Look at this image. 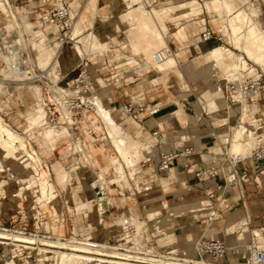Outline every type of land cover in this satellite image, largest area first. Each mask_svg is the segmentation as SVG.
<instances>
[{
    "label": "crops",
    "instance_id": "obj_1",
    "mask_svg": "<svg viewBox=\"0 0 264 264\" xmlns=\"http://www.w3.org/2000/svg\"><path fill=\"white\" fill-rule=\"evenodd\" d=\"M176 1L148 0V3L155 6H167ZM224 1L234 9V0ZM11 2L13 4L15 1L11 0ZM24 2V0H16V5L27 7L29 10L28 18L49 12L54 7L53 4L50 9L44 11L39 6ZM71 2L73 7L79 10V14L86 12L89 15L88 9L84 8L86 0H72ZM243 5L244 7L248 5L245 10L249 14L258 15L260 26L264 30V0H247ZM112 6L114 9L120 8L117 5ZM98 7L100 14L96 16V21L93 24L96 25L95 27L99 30L101 37L107 38L108 46L104 49L109 50L101 52L99 49L96 52L84 53L87 55L86 62L90 70L94 92L111 110L113 117L121 127L132 137L143 142L145 148L142 151V158L137 164L143 171L135 178H129V187L121 189L115 183L104 185L105 196L109 201L104 216H100L95 206L92 210H87L88 212L82 211V221L91 223L97 228V231L89 233L90 237L95 238L96 236V239L104 242L116 241L119 237H123V232H127L126 235L130 232L128 226H132L134 229L136 227L135 222L138 221L142 239L146 243L150 242L152 247L166 251L176 249L177 252H179L178 250L190 249V254L194 256L195 252L191 240L197 241L211 235H219L223 237L228 246L227 254L221 259V262L223 264H241V255L246 252L245 244L249 237L248 233L244 241L242 239L243 232L255 227L259 231V240L264 242V166L255 167L251 160L242 161L237 164V170L246 172L249 176L248 180L224 185L229 176L224 167V157L219 152L223 147L226 149L229 137L223 141L218 130L227 127V125L228 128L229 126L233 127L234 121L238 117L242 118L243 115L259 117L264 111V93L253 94L242 104H232L229 95H225L223 86L225 79L222 77L221 70L215 64L204 59L205 50L219 43L215 38L201 40L200 33L206 26H209L216 33V26L205 17L207 13H203V18L199 17L202 15L200 14L172 24L168 23V26L173 25L166 36L169 45L174 50L182 47L183 49L181 48L179 52L184 50V53L179 56L176 68L165 75L163 72L144 70L143 68L136 70L130 64L126 67V63L133 56L130 50L137 45L136 39L129 40L126 36L128 55L112 56L113 51L110 48L113 45L109 44V41H114L119 45L121 41L119 36L124 32H117L116 40L109 39L107 35L112 33L109 19L114 16L113 10L105 0H99ZM241 9L244 8H239L236 11ZM121 10L123 9L120 8V12ZM104 14L107 15V18H102ZM31 24L34 23L31 22ZM119 26L127 30L124 24H119ZM45 28H48V35H53L57 31L55 26L46 25ZM88 29L82 30V34ZM112 35L115 36V34ZM226 45L233 47L227 41ZM53 47L56 48V43ZM92 53L96 54L94 58L88 56ZM76 63L77 57L71 48H65L60 53V68L66 73L67 78H72L76 73V69H72ZM112 64L113 66H111ZM258 67V70L261 69L264 72L260 65ZM222 70L227 74L226 70ZM211 87L214 89L212 90ZM206 88L213 92L221 89L223 92V96L214 98L215 109L209 110L207 102L201 97V91ZM127 102H131L133 106L129 112L123 110V106ZM22 106V102L6 105L4 100H0L1 119L18 134L25 132L20 130L21 125L17 126L10 119V114ZM177 110L180 111V118L175 115ZM81 121L87 122L85 115L81 116ZM77 127V125L73 126V131ZM88 132L87 134L76 135L79 136L85 151L92 154L90 159L95 172L91 165L88 167V171L97 176V172L102 170L104 176H109L108 171L111 168L108 166V157L114 153L111 143L104 134L98 137L93 129L88 130ZM74 133L76 134L75 131ZM22 137L36 150L38 168H43L44 165L53 173L51 164L57 160H60L66 167L70 166L69 159L73 153V140L71 138L66 137L68 146L63 141V137L56 140L47 150L39 146L37 139L34 140L28 135ZM184 147H192L193 153L181 155L180 151ZM161 150H171L176 153V156L168 170L159 174L156 171V165ZM77 153L80 152L77 151ZM0 158H4L7 163H11L13 160L10 157L1 156V154ZM209 165L217 166L219 175L199 180L195 176V171L200 167ZM103 168L106 169L103 170ZM82 171L83 167L80 168V172ZM161 177L167 179V184H161ZM1 182L0 196H2V192L7 195L14 186L16 189L18 188L17 183L3 187V184L11 183ZM78 183L76 190L91 198L95 205L96 198L93 196L92 188L88 184L86 187L84 184ZM53 184L61 190V187L55 182V176ZM219 184L222 185L221 189H217ZM137 185L142 189V194H136V192L139 193ZM209 192H213L212 197L208 196ZM185 193L190 194L188 201L182 200L186 196ZM5 201L7 200H0V206L2 202L5 206L7 204ZM190 202L193 203L192 206L188 207L193 212L192 230L188 231L176 227L173 232L174 236H171L166 230L168 214L171 213L169 206ZM65 204L66 200L61 206H66ZM119 214H126L128 218V222L124 225L114 223ZM63 217L70 218L68 212L67 215L58 213V220L55 222L59 226H61ZM248 223L250 224L248 225ZM155 224H159V226L154 227ZM21 227L27 228L25 225ZM176 231L179 234L176 235ZM68 232H71V229Z\"/></svg>",
    "mask_w": 264,
    "mask_h": 264
},
{
    "label": "bare ground",
    "instance_id": "obj_2",
    "mask_svg": "<svg viewBox=\"0 0 264 264\" xmlns=\"http://www.w3.org/2000/svg\"><path fill=\"white\" fill-rule=\"evenodd\" d=\"M106 1L108 3H110V5H117L120 8H121V4L123 5V10H121V12L117 16V18L114 20L113 19L109 20V22H110L112 27H116V25H119V24H124L126 26L127 30L130 29L132 24L135 25V23L137 25H145V26L147 24V26H148V15H150L152 18L154 17V15H155V17H156V15H157V17H158V15L162 17V14H165V13L172 14L171 12H174L175 10H176V13L177 12L180 13L181 12V11H179L180 8H182V9L184 8L186 11L187 10H191V12L194 11V13L196 12V15H197V13L200 14L201 12H203V10L205 8L208 14H211L213 17L214 16L216 17L219 8H221V9L223 8L226 12L232 13V16L229 18V20L231 22L230 23L231 24L230 29L234 32L233 35L238 33V32L240 33V31L243 30L242 27L244 28V26H245L242 33L239 36H238V34H239L238 33L236 36L237 37L236 43H237V46L239 47V49H241L240 51H242L248 58L252 59L253 61H255L259 64H261L264 68V33L261 29L259 22L257 20H254V18H252V16H250V14L245 9H241L239 11H233V7L226 4L224 0H214V1L205 0L204 1L205 3H203V2L201 3L199 0L176 1L175 3H171L167 6L155 7L154 8L155 14L152 12L150 13L151 8H149V10H148L145 7V5H143V3H139V2L137 3L134 0H125L124 1L125 3H122L123 0L122 1L121 0H110V1L106 0ZM95 3H97V2L95 1ZM95 3H94V5L91 3V7L95 6ZM7 4H8V6H7ZM145 4H146V2H145ZM96 6H97V4H96ZM96 6L94 8V12H95ZM8 8H11V4H10L9 0H0V26L5 27L7 30L18 29V31H20V29H22V28H19V23H18L15 15H14L15 12L13 13L11 10H9V12H8ZM86 8H90V6L88 5V6H86ZM177 9H178V11H177ZM185 10H183V12ZM72 12L73 11L71 9V14H73ZM20 13L21 12H19V14ZM24 13H25L24 17L27 18V21H29L28 11L26 10V12H24ZM188 13H186V14L189 15ZM221 13L219 11V14L223 15ZM93 14H95V13H93ZM77 16H78V18H77L78 21L80 20L81 22H90V16L86 12L80 13V14L78 13ZM172 16L166 15L164 17V19H163L164 27L168 26V23H172ZM182 16H186V15H182ZM174 17L177 18V15ZM220 17H221L220 20L221 19L223 20L224 17L223 16H220ZM176 18H174V19H176ZM218 19H219V17H218ZM161 20H159V21L162 22ZM222 20H221V22L220 21H218V22H220L222 24L225 21V20H223V21ZM78 21H76V18L73 20L72 29H71V33L69 36L71 38L70 41L73 43V46L74 45L78 46L77 48L74 47L75 51L78 52L80 54V56L83 57L85 55L84 54L85 52H83L81 49V46L78 45L79 43H81L79 41V38H78V36L80 35V32H79V34H76L78 32L76 31V33H75V29H74L75 23L78 26V24H79V23H77ZM131 22H133V23L131 24ZM226 23H229V22H226ZM129 25H130V27H129ZM161 25H162V23H161ZM27 26H28L29 32H31V33L35 32V35L31 36V38L28 37L31 41V45L35 49V55H36L35 58L37 57V59H38L40 56H43L44 54H46L47 56H49V55L51 56L52 55L51 54V52H52L51 47L46 44V39L48 37L47 36L48 28H45L43 30L38 29V27H36V26L34 28V27H32L33 25L31 24L30 21L28 22ZM138 27H140V26H138ZM149 27H150V25L148 26V28ZM151 27L154 28V26H151ZM227 27H228V25H227ZM227 27L225 26V28H227ZM78 28H80V27H78ZM136 28H135V30L138 29V28L137 29ZM76 30H77V28H76ZM141 30L139 29V32ZM145 30H147V29H145ZM132 31H134V30H132ZM169 31L170 30L168 27L167 28V34L169 33ZM98 32H99V30L97 28L92 29L91 32L85 34L86 35L85 38H81V41L84 39V40H87L88 43H91V42H93L92 40L94 39V41L96 42L95 38L97 37L96 35H98L97 34ZM126 33L128 36L130 35L129 31ZM146 33H147V31H146ZM146 33H143L141 35L145 36ZM99 34H100V32H99ZM138 34L134 33V35H131L130 38L133 40V38L137 37ZM231 34H232V32H231ZM148 35H146V36L148 37ZM151 35L152 34L150 33V36ZM157 35L159 36V34L155 35L156 38H158ZM160 35H161V33H160ZM144 36H142V37L144 38ZM139 37H140V35H139ZM147 37H146V39L149 38V37L148 38ZM163 38H165V37H163ZM164 41H166V40H164ZM87 42L84 41V44H86ZM95 42H93V44H95ZM88 43L86 44L85 47L88 46L90 50L86 49L84 47V45L82 47V48H85V50H88L87 52L91 51L90 46H92V44L88 45ZM97 43H99V42H97ZM82 44H83V41H82ZM100 44H102V43H100ZM155 44H156V42H155ZM164 44H165V42H164ZM140 45H142V44H140ZM144 45H146V44H144ZM100 46H102V45H100ZM147 46H149V42H148ZM96 47L97 46H95V48ZM225 48L221 47V45L220 46L219 45L218 46L217 45L212 46L210 48V50L207 52V56L204 55V59L205 60L207 59L210 63H215V66H218L222 69L227 70L229 68L230 70L226 71L227 75L236 79L241 75V70L245 69V67L247 66V63L243 57L237 56L238 54L236 55L233 51H229L228 49H225ZM144 50H147V49H144ZM180 50H181V47L176 49L175 51L179 52ZM176 52H175V54H176ZM53 55H54V58L51 57L53 59H51V58H50L51 60L48 59L50 61L48 64L51 65V68H49L50 73H49L48 78L52 82L55 81V78L52 76V73H51L52 69H54V67L56 65L57 66L55 67V69H58L60 67L58 60L56 59L57 57H59V55H57L55 53V49L53 50ZM157 55L160 57V60H158L156 58ZM172 56H173L172 51L169 49L168 45H166V44L162 45L159 48H157L154 52H152L151 56H147V57H150V60L149 59L148 60H149V62H151V65L147 64V61H145V63L142 65V68H146L148 66H151L154 69V71L163 72L165 75H168L169 72L171 70L175 69L177 66L176 62H174V60H171ZM173 58L174 57H172V59ZM40 63H39V66L41 68H45L48 65V64H45L46 66H42ZM0 72L2 74L0 77V94H3V93L7 94L8 95L7 98L11 104H14L15 100H17V99L24 103L26 111H28L31 114L30 119L32 118L31 120L34 121V122L32 121V123L27 121L28 124L27 123L25 124V128H31L32 134H35V135L41 134V137L38 139L39 144L41 145L42 148L48 150L49 142H50L49 138H51V136H54L55 134L67 132V128L65 126V127H63V130L60 131L59 129H55L56 125H52L53 123H50L47 120H45L46 109L44 108V105L47 104L48 107H50V104L57 103L59 105L61 115H60V117H54L52 119V121L53 122L54 121L55 122H62L64 125H70L74 121V117L72 115V110L67 108V103L64 100H65V98H74L76 96L75 90L69 87V88H66L62 94H59L55 90H53V87L50 85L53 93L50 91H49V93L48 92L43 93L41 90L42 84L39 82L37 84L34 81L17 83L18 79H16L14 74L11 71L7 70L3 66H0ZM250 73L251 72H249V74ZM5 81L14 82V84H16V85L13 87V89L8 91L7 85H5V83H4ZM201 93L207 97L208 103L210 102L211 99L214 98V96H216V94L214 95V93H216V92H213L209 88H206L205 90L201 91ZM244 95H245V93L244 94L242 93V95H239V98L242 101L244 100ZM83 101L89 102L91 104L92 108L95 107V111H96L97 115L99 117H101V119L104 121L102 123H106V126L108 125V127H109L108 131H107V133H108L107 135H109L108 137L111 138V140H112L111 143H113L115 151L117 152V154L119 156H121L125 160L127 166H133L134 163L136 162V161L134 162L135 158L133 156L136 155L137 152L139 153V151H141V150H139V151L137 150V148H138L137 146L143 142H140V143L137 142L138 143L137 145H134L136 140L134 141L133 139H131V141L133 140L132 141L133 144L129 143V141L127 142L126 138L124 136H122L123 134H121V133L124 132L127 134V136H130V134L127 133L126 131L121 130V128H122L121 125L115 120V118L112 115L111 110L104 105L102 100H99L97 97L94 96L91 99L83 98ZM215 108H216V105H215V102L213 100V103L212 102H211V104L209 103V110H212ZM175 112L180 113L179 110H177ZM85 119L88 120V116H85ZM26 120H28V119H26ZM256 124H257L256 118H252V119L249 118L248 120H244V119L239 120L237 128L229 126V128H227V130H229L231 133L235 134L234 136L236 138L235 137L233 138V136H232V138H233V141L235 139V140H237V142L235 141V143H231L230 148H229L231 150V152L228 149H226L227 152H230L231 154H236L234 151L238 150L239 153H242V154L247 153L253 147L252 146L251 148H248L250 145H252L254 137L257 140V135L254 133V129L256 128ZM103 125H105V124H103ZM95 126L97 127L96 124H95ZM106 126H105V128H107ZM53 132L55 134H53ZM119 132H120L119 136L116 135ZM51 133L53 135H51ZM68 134L70 135V133H68ZM221 134H223V133H221ZM262 135H263V133H261V136ZM227 137H228V135H227ZM128 140H130V139H128ZM18 141H21V146L23 147L24 152H26L25 154H21V153L19 154L18 153V148H19V146L17 145ZM231 141H232V139H231ZM75 142H76V140H75ZM143 145L144 144H142V146ZM76 146L80 149V147L78 145H76ZM0 147L3 149L1 156L10 157L13 159V161H16V164L13 167H11V166H9V163H7L4 160V158H0V172H3V176H4L1 183H9L7 176L11 175L10 173H12V172L15 173L19 177V179H18L19 181L18 180L12 181V182L17 183V185H18V188L16 190H21L18 193L13 195V197H15V201L19 200L22 197L23 191L25 189H27L28 184L30 182H32V183H34V187H36V190L38 191V197H37L36 201L34 202V207L37 208L38 206H41V207H44L45 209L49 210L50 212L56 211V209H54V210L48 209V205H47L48 202H45L46 199L48 198V190H47V187L45 185V182L47 181V177H46L47 172L44 170L41 171L37 167L36 157L38 154H37L36 150L33 149L31 147V144H29L27 141L22 142V140L19 138V135H17L15 133L14 129H12L10 126L6 125L4 123V121L1 119V117H0ZM72 148H74V146ZM140 155H141V152H140L139 156ZM140 157H142V156H140ZM110 159H111L110 162L112 164H115L117 162L118 156H116L114 154L110 157ZM136 160L139 161V159H136ZM29 164L32 165L31 168L33 170L29 169L27 171V167ZM54 165L52 164V167ZM58 167H60V166H58ZM61 167H63V166H61ZM133 168H135V165ZM118 169L120 170V168H118ZM56 170H58V168H56ZM59 170H62L64 172V175L66 174L65 173L66 170H64L63 168H61V169L59 168ZM142 171L143 170L140 167L136 171V174L138 173L140 175L142 173ZM63 172L61 173L62 177H65V179L70 177L69 176L70 174L68 175L69 172L66 174L69 177L63 176ZM56 174H58V173H56ZM61 174L59 172L60 176H61ZM57 177L58 176H56V178ZM100 177L103 178V176H101V174H100L99 178ZM119 177H121V175ZM58 178L60 179V177H58ZM62 179H64V178H62ZM112 179L110 181H112V183H113ZM12 182H10V183H12ZM102 182H104V181H102ZM160 182H161V184L165 185V184H167V179L160 178ZM58 183H59V181H58ZM137 186L142 191L140 186L139 185H137ZM63 189H64V184H63ZM66 189H67V192H65V194H67V195L65 196V199H66V203L68 205L69 215H70V218L72 221L71 233L73 235L71 237L67 238L65 236L58 235V233L55 232V230H54V234H50V233L39 234L37 232H28V231L23 230V229H14V228H10V227L0 225V243L7 244V246H9V247L12 244L22 245V246H25L28 248H35L36 247L40 251H43L44 253H46L45 254L46 258L51 256L49 254V252H51L53 258L50 262L45 263V264H212L211 262L206 261V260L199 261L197 259L190 258V257H186L183 259H181L180 257L179 258H177V257L176 258H161V257L155 258V257L149 256L148 253L140 255L139 249L132 251L131 249H129V247L120 246V244H119V246L114 245V244L111 246V244L110 245L107 244L108 245L107 246L105 243H102V242L99 243L98 241L86 240V238H84L85 236L81 233L82 230H84V229L81 225H78V223H77L78 221L76 220L77 216L75 217V213L73 210V207H74L73 203L78 201V200L83 199L84 196H83V194L78 193V191L75 188L71 187L70 182L66 185ZM64 191H66V190H64ZM2 197L4 198V200H7L9 202H15L14 200H9L8 196L5 194H2ZM100 197H101L100 198L101 201L103 202V205H106L107 199L104 200V198L102 196H100ZM98 201H100V200H98ZM86 202H88V201H86ZM83 204L84 203H82V205ZM88 204L89 203H86L87 206H88ZM100 204H101V202H100ZM79 205H78V207H79ZM103 205L101 207H103ZM107 205H108V203H107ZM76 207H77V205H76ZM77 210H78V208H77ZM99 210H100V208H99ZM18 211L20 213H22L24 216L27 215V212L25 210H18ZM35 212H36V210H35ZM78 212L80 213V211H78ZM78 212L76 211V213H78ZM42 223H43L44 229L49 231L51 228L49 225L50 220L46 219ZM77 233H79V236H78L79 240H76L77 237L74 236ZM252 233L255 235H259V231L256 229L252 230ZM140 248H141V246H140ZM66 249H68V250H66ZM141 249H143V248H141ZM145 252H148V251H145ZM4 257H5V262L1 263V264H15V259L13 257H11L10 255H7V256L5 255ZM56 258H57V260H56Z\"/></svg>",
    "mask_w": 264,
    "mask_h": 264
},
{
    "label": "rangeland",
    "instance_id": "obj_3",
    "mask_svg": "<svg viewBox=\"0 0 264 264\" xmlns=\"http://www.w3.org/2000/svg\"><path fill=\"white\" fill-rule=\"evenodd\" d=\"M15 2H13V4H12V2L9 0V2H10V4H11V8H12V5L15 7L14 9H11L10 8V10L14 13V15H15V17H16V19H17V21H18V23H19V28H22V29H20V33H22L26 28H28V22L29 21H27V18H25L24 17V12H26V10L27 11H29L28 9H27V7H25V6H19V5H16L17 3H16V0H14ZM25 2L24 3H30L31 5H36V6H39V7H41V8H43L44 9V11H47L48 9H50L52 6H53V4H54V1L55 0H45L44 2L43 1H41V0H24ZM67 1H69V2H71L72 0H67ZM91 0H86V3H85V5H84V8L86 7V6H90V8H86V9H88V12H90L89 13V16H90V22H81L80 20L78 21V13H79V11L77 12L76 11V21H78L77 23H79L78 24V26L76 25V23H75V27L77 28V30H76V28L74 27V29H75V33H76V31L78 32V33H76V34H79V32H80V35L78 36V38H79V41L81 42V43H79L78 45L79 46H81V49H82V51L83 52H85V53H88L87 51L88 50H90L89 49V47L87 48V47H85L86 46V44L88 43L87 42V40H82L83 41V44H82V41H81V38H85V34L86 33H89V32H91L92 31V29H94V28H96L95 26L96 25H94L93 23L96 21V16L98 15V14H100V12H99V7H98V2H99V0H95L97 3H95V1L94 0H92L91 2H90ZM110 1V0H109ZM122 1V0H121ZM125 0H123V2L122 3H125L124 2ZM134 1H136L137 3L139 2V3H143V5H145V7L149 10V8H151L150 10V13L152 12V13H154L155 14V10H154V8L155 7H159L160 5H157V6H155V5H150V3H148V0H134ZM141 1V2H140ZM143 1V2H142ZM177 1H188V0H177ZM201 3L203 2V3H205L204 1L205 0H199ZM211 1H214V0H211ZM105 2L107 3V5L113 10V15L114 16H112L109 20H112V19H115L117 16H118V14H119V12H120V8H118V9H114L113 8V6L112 5H110V3H108L106 0H105ZM127 2V1H126ZM145 2H146V4H145ZM234 2H235V7H234V9H235V11L237 10V9H239V8H244V9H247V7H248V5L246 6V7H244V3H246L247 2V0H234ZM22 3V2H21ZM57 3L59 4V0H57ZM91 3L94 5V3H95V6H96V4H97V6H96V9H95V12H94V8H95V6H92L91 7ZM23 4V3H22ZM71 6H72V13H75V8L73 7V4H72V2H71ZM17 9V10H16ZM121 9H123V5L121 6ZM221 8H219V10H218V13H217V16L215 17H213L211 14H208L207 13V11H206V9L204 8V10H203V12H201L200 14H202V15H200L199 13H197V15H200L199 17L200 18H203L204 17V15H203V13H207V14H205V17H206V19H209L211 22H212V24H214L215 26H216V33H219V32H221L222 33V35H223V37H222V40L221 41H219V43L218 44H215V45H221V47H226L225 49H228L229 51H233L237 56H241V57H243L244 59H245V61H246V63H247V66L245 67V69H244V71H246L248 74H249V72H251L250 74H254L255 73V69L256 68H259L258 67V65H260L261 66V68L264 70V68H263V66L261 65V64H259V63H257V62H255V61H253L252 59H250V58H248L242 51H240L241 49H239V47L237 46V34L239 33H236V34H234L233 35V31L230 29L231 28V22H230V20H229V18L232 16V13H229V12H226L223 8L220 10ZM233 9V10H234ZM14 10V11H13ZM22 10V11H21ZM183 10H185L184 8L182 9V8H180V10L179 11H181L180 13H176V10L174 11V12H171L172 14H167V13H165V14H162V17L161 16H159L158 15V17H157V15H156V17H155V15H154V17L152 18L150 15H148V26L150 25V27L148 28V26H147V24H146V26L145 25H137L135 22V25L134 24H132L133 22H131V24H132V28L130 27V25H129V27H130V29L129 30H124L122 27H120L119 25H116V27H111V30H112V33H110V34H108L107 35V37H109V39H111V40H116L117 39V32H119V31H123L124 33L121 35V36H119V39H121V41L119 42L120 44L118 45V44H116V43H114V41H109V44H112L113 46L110 48V49H112V51H113V55L112 56H121V55H128V53H129V49H128V40H127V37L129 38V40L131 39L130 38V36L131 35H134V33H136V34H138V36L137 37H134L133 39H136V41H135V43L137 44L135 47H134V49H131L130 51L132 52V55L133 56H131V59L129 60V62L128 63H126V67L127 66H129V64L131 65V67H133V68H135L136 70H140V69H142V64H143V62L144 61H147V64H149V65H151V62H149V60H150V57H147V56H151V53L152 52H154L157 48H159L160 46H162V45H168V47H169V49L172 51V57H174L173 59H172V57H171V60H174V62H176V65H178V60H179V56H181L183 53H184V50H182L181 52H176L170 45H169V43H168V41H167V38H166V36H167V28L169 27V30H170V28H172V26L173 25H171V26H165L164 27V24H163V19H164V17L166 16V15H173L172 16V23H174V22H176V21H179V20H182V19H186V18H189V17H192V16H196V12L194 13V11L193 12H191V10H185L184 12H183ZM18 11V12H17ZM177 11H178V9H177ZM219 11H220V13L221 14H223V15H220L219 14ZM8 12H9V8H8ZM19 12H21L20 14H19ZM189 12V13H188ZM225 14H224V13ZM23 13V14H22ZM93 13H95V14H93ZM186 13H188L189 15H187ZM191 13V14H190ZM181 14V15H180ZM193 14V15H192ZM259 14V13H258ZM19 15V16H18ZM164 15V16H163ZM177 15V18L176 17H174V16H176ZM182 15H186V16H182ZM219 15V16H218ZM250 15L252 16V18H254V20H257L258 22H259V24H260V19H259V17H258V15H255V14H253V13H250ZM182 16V17H181ZM220 16H223L224 18H223V20H225L226 22H229V23H226L225 21L221 24L220 22H221V20H220ZM25 19H24V18ZM162 19H160V18ZM176 18V19H174V18ZM179 17V18H178ZM218 17H219V19H218ZM102 18H107V15L106 14H104L103 16H102ZM181 18V19H180ZM26 20V21H25ZM159 20H161L162 22H160ZM222 20V21H223ZM218 21H220V22H218ZM161 23H162V25H161ZM171 23V24H172ZM226 23V24H225ZM21 25V26H20ZM224 25V26H223ZM227 25H228V27H227ZM245 25V24H244ZM135 26V27H134ZM138 26H140V27H138ZM143 26V27H142ZM151 26H154V28L153 27H151ZM225 26L227 27V28H225ZM78 27H80V28H78ZM138 29H137V28ZM142 27V28H141ZM167 27V28H166ZM14 28V27H13ZM86 28H89L87 31H85L83 34H82V30H84V29H86ZM135 28L137 29V30H135ZM147 29V30H145V29ZM244 28H245V26H244ZM244 28L242 27V29L244 30ZM139 29L141 30L140 32H139ZM152 29V30H151ZM226 29V30H225ZM261 29H262V27H261ZM132 30H134V31H132ZM225 30V31H224ZM243 30H241L240 31V33L238 34V36L242 33V31ZM129 31V33H130V35L128 36L127 35V33L126 32H128ZM137 31V32H136ZM146 31H147V33H146ZM153 31V32H152ZM155 31V32H154ZM232 32V34H231V32ZM262 31H263V33H264V30L262 29ZM157 32V33H156ZM161 33V35H160V33ZM128 33V34H129ZM143 33H146L145 34V36L144 35H141V34H143ZM150 33L152 34L151 36H150ZM155 33V34H154ZM98 35H96L97 37L95 38L96 39V42L94 41V39L92 40L93 42H95V44H93V42H91V43H88V45L90 44H92V46H90V48H91V51L90 52H96L97 50H99V49H101V52H103L104 50H109V49H104L106 46H108V43H107V38H102L101 37V35L99 34V32L97 33ZM112 34H115V36H113ZM126 34V35H125ZM149 34V35H148ZM154 34V35H153ZM156 34H159V36L157 35V37L158 38H156ZM139 35H140V37H139ZM146 35H148V37L150 38H148ZM233 35V36H232ZM82 36V37H81ZM84 36V37H83ZM127 36V37H126ZM142 36H144V38L142 37ZM28 37H30V36H28ZM146 37L148 38V39H146ZM163 37H165V38H163ZM236 37V38H235ZM31 38V37H30ZM29 39V38H28ZM27 39V40H28ZM140 39V40H139ZM163 39V40H162ZM164 40H166V41H164ZM84 41L85 42H87L86 44H84ZM226 41L227 42H229L233 47H227V45H226ZM97 42H99V43H97ZM130 42V41H129ZM148 42H149V46H147L148 45ZM155 42H156V44H155ZM164 42H165V44H164ZM168 44H167V43ZM28 43H30L31 44V41H30V39L28 40ZM100 43H102V44H100ZM146 44V45H144V44ZM163 43V44H162ZM46 44L48 45V46H50L51 47V56L49 55V56H47L46 54H44L43 56H40L38 59H37V57H36V60H37V62H38V64L40 63L42 66H46L45 64H48L50 61L49 60H51V59H53L54 58V55H53V50L55 49L52 45V43H48L47 41H46ZM102 45V46H100V45ZM140 44H142V45H140ZM83 45H84V47L86 48V49H88V50H85V48H82L83 47ZM97 46L96 48H95V46ZM236 45V46H235ZM94 46V47H93ZM99 46V47H98ZM33 47V46H32ZM74 47L75 48H77L78 46L77 45H74ZM149 47V48H148ZM182 48V47H181ZM234 48V49H233ZM144 49H147V50H144ZM183 49V48H182ZM73 50V49H72ZM210 50V48L208 49V50H205L206 52H205V56H207V52ZM238 50V51H237ZM70 52H72V51H70ZM175 52H176V54H175ZM75 54V53H74ZM241 54V55H240ZM95 53H92L91 55H88V56H90L91 58H94L95 57ZM36 56V55H35ZM51 57H53V58H51ZM147 57V58H146ZM246 57V58H245ZM51 58V59H50ZM146 58V59H145ZM45 59V60H44ZM47 59V60H46ZM49 59V60H48ZM57 60H58V63H59V57H57L56 58ZM149 59V60H148ZM176 59V60H175ZM206 61L207 62H209L207 59H206ZM46 62V63H45ZM213 64H215V63H213ZM117 65V64H116ZM55 66V65H54ZM57 66V65H56ZM55 66V67H56ZM59 66H60V64H59ZM111 66H113V64L111 65ZM54 67V68H55ZM209 67H210V65H209ZM218 67V66H217ZM256 67V68H255ZM220 70H221V72H222V77L224 78V79H227V80H229V79H234V78H232V77H230V76H228L226 73H225V71H223L222 70V68H220V67H218ZM144 70H151V71H154V69L151 67V66H148V67H146V68H143ZM225 70V69H224ZM230 69L228 68L226 71H229ZM248 70V71H247ZM250 70V71H249ZM1 72H0V77H1ZM242 75V74H241ZM243 76V75H242ZM235 80V79H234ZM5 83V85H7V89H8V91L9 90H11V89H13V87L16 85V84H14V82H9V81H5L4 82ZM38 82H36V84H37ZM40 85V84H39ZM209 86V85H208ZM50 87V86H49ZM211 89L213 90L214 89V87H211ZM220 89V88H219ZM41 90H42V92L43 93H45V92H47L44 88H43V86L41 85ZM49 91L50 92H52L53 93V91H52V89H51V87L49 88ZM220 93V94H219ZM216 94V96H214V98L215 97H220V96H223V92H222V90L220 89V91H217L216 93H214V95ZM225 95H227L226 93H225ZM200 96V95H199ZM8 95L7 94H5V93H3V94H0V100H4V103L6 104V105H9V104H11L10 103V101L8 100ZM95 97H97L99 100H102L101 98H100V96L99 95H97V94H95ZM201 97L207 102L208 100H207V97L204 95V94H201ZM14 98V97H13ZM214 98L213 99H211L210 100V104H211V102L213 103V100H214ZM202 99V100H203ZM20 103L21 101L20 100H15V102H14V104H16V103ZM209 103L207 102V104H208V108H209ZM22 104H23V106L22 107H20V108H18V109H15V111H13V112H11V114H10V119L17 125V126H20L21 125V127H20V130H23L25 133L24 134H18L17 132H15L17 135H19V138L22 140V142H25V139L22 137V136H26V135H28V137H32L34 140H36L37 139V142H38V144H39V138L41 137V134H32L31 133V128H25V124L27 123L28 124V122H31L32 123V121L33 120H31L30 119V116H31V114L28 112V111H26V109H25V105H24V103L22 102ZM203 104H204V101H203ZM44 108L46 109V114H45V120H47L48 122H50V123H53L52 125H56L55 127V129H59L60 131H62L63 130V127H65L66 126V128H67V132H64V133H59V134H55L54 132H53V134H55L54 136H51V135H53L52 133H51V138H49V147L51 146V145H53L54 144V142L56 141V140H58V139H60V138H63V141H65L66 142V146H68L69 144L67 143L68 142V139L66 138V137H70L72 140H73V142L75 143H73L72 144V147L74 146V148H72L73 149V153L70 155V161H69V167H66L60 160H57V161H54L52 164L54 165L53 167H52V164H51V169H52V171H53V173H54V175H55V182L59 185V186H61V190L58 188V187H56V186H54V175H53V173L49 170V168H46L44 165H43V168H39V170H44V171H46L47 172V181L45 182V185H46V187H47V190H48V198L46 199V201L45 202H48L47 203V205H48V209H56V211H52V212H50L49 210H47V209H45L44 207H41V206H38L37 208H32V205H34V202L36 201V199H37V197H38V191L36 190V187H34V183H32V182H30L29 184H28V187H27V189H25L24 191H23V194H22V197L19 199V201H15V197H13V195L14 194H16V193H18L19 191H21V190H16V187L14 186V188H11L10 189V191L11 192H9L8 194H7V196H8V199L9 200H14L15 201V203H11V202H8V201H5V202H7V204L4 206V203L2 202V204H1V206H0V211H1V214L2 215H0V225H2V226H8V227H12V228H20L21 226H23V225H25L27 228V230H30V231H32V232H37V233H39V234H42V233H44V227H43V221L44 220H46V219H48V220H50V223H49V225H50V230H49V233L50 234H54V230H55V232H57L58 233V235H61V236H65V237H71L73 234L71 233V232H68V230L70 231V229H71V225H72V221H71V218H69V217H63V219H62V221H61V226H59L58 225V223L57 222H55V221H57L58 220V218H57V216H58V213H63V215H67V212H68V214H69V209H68V205H67V203L65 204V205H67V206H61V204H63L64 202H65V200L66 199H64L65 198V196L67 195V194H65V192H67V189H66V185L70 182L71 183V187H73V188H75V189H77V186H78V182H80V183H82V184H84L85 186H86V184H88V186H92V187H95V188H99V189H101V188H103V187H105L104 185H107V184H109V183H112V181H110L112 178V180H113V183H115V184H117L118 186H120V188L122 189V188H124V187H129L130 186V183H129V178H135V176L136 175H139L138 173L136 174V171L140 168L139 166H137V164L139 163V161L141 160V158L142 157H140V156H142V151H143V149L145 148V145H143L142 146V144H144V143H140L141 141L138 139L137 140V138H134V137H132L131 135L130 136H127V134L126 133H124V132H122L121 134H123L122 136H124L125 138H126V140H127V142L129 141V143H132V141L134 140H136V144L134 143V145H137L138 143H140V145H138L137 147V150L139 151V150H141V151H139V153L137 152V154L136 155H134L133 157L135 158H133L134 159V165H135V168H133L134 167V165L133 166H127L126 165V162H125V160L121 157V156H119L118 154H117V152L115 151V149H114V146H113V143H111V138L110 137H108L109 135H107L108 133H107V131H108V125L106 126V123H102V122H104L102 119H101V117H99L98 115H97V113H96V111H95V107L93 108V110H86L85 112H76L75 114H74V122L75 123H73V124H70V125H64L62 122H53L52 120H50V119H48V105L47 104H45L44 105ZM17 113H19V115L21 116H19V115H17ZM53 114L56 116V117H60V113H59V111L58 110H56V109H53ZM82 115H85V116H88V120H87V122H83V121H81V116ZM176 115V117H178V118H180V113H176L175 114ZM208 115H209V113H208ZM256 117H258V116H246V115H243V117L242 118H237V120H235L234 121V124H232L233 125V127L234 128H237V126H238V121L239 120H241V119H244V120H248L249 118H256ZM26 119H28V120H26ZM28 121V122H27ZM52 121V122H51ZM34 122V121H33ZM95 124L97 125V127L95 126ZM103 124H105V125H103ZM72 125V126H71ZM75 125H77L78 127L76 128V129H74V131L76 132V134L74 133V131H72L73 129V126H75ZM105 126L107 127V128H105ZM227 128H228V126L227 127H223L222 129H220V130H218V134L220 135V137H221V139L223 140V141H225V139L226 138H228L229 137V143H228V145H227V147H226V149H228L230 152H231V150L229 149L230 148V145H231V143H235V141L237 142V140H235L234 139V141H233V138L235 137L234 135V133H231L229 130H227ZM13 129V128H12ZM90 129H93L95 132H96V134L98 135V137H101L103 134H104V136H105V138L111 143V146H112V148H113V151H114V153L113 154H110L111 156L112 155H116V156H118V159H117V162L115 163V164H112L110 161H111V159H110V155H109V157H108V166L111 168V169H109V171H108V174H109V176H104L103 174H102V170L101 171H98L97 172V176H96V174L95 173H89V171H88V167H90V165L92 164V162H91V159L90 158H92V154L90 153V152H88V151H85V149H84V145L82 144V142L80 141V138H79V136L77 137L76 135H80L81 133L82 134H87V133H89L88 132V130H90ZM121 130H123V131H125L123 128H121ZM223 133V134H221V133ZM225 132V133H224ZM68 133H70V135L68 134ZM229 133V134H228ZM119 134H120V132L118 133V134H116V135H118L119 136ZM126 134V135H125ZM227 135H228V137H227ZM49 136V137H50ZM73 136V137H72ZM232 136H233V138H232ZM132 137V138H131ZM224 137V138H223ZM130 139V140H128V139ZM236 138V137H235ZM131 139H133L132 141H131ZM231 139H232V141H231ZM75 140H76V142H75ZM131 141V142H130ZM256 138L254 137V139H253V142H252V145H250L248 148H251L252 146H254L255 144H256ZM81 142V143H80ZM138 142V143H137ZM133 144V143H132ZM17 145L19 146V148H18V153L20 154H25L26 152H24V150H23V147L21 146V141H18L17 142ZM76 145H78L79 147H80V149L76 146ZM225 145V144H224ZM39 146L41 147V145L39 144ZM142 146V147H141ZM21 148V149H20ZM42 148V147H41ZM224 147L222 148V150H226ZM79 150V152L80 153H77V151ZM220 150V149H219ZM3 152V149L0 147V154ZM140 152H141V155L139 156V154H140ZM235 153H239V151L238 150H235L234 151ZM233 152V153H234ZM81 154V155H80ZM136 159H139V161L138 160H136ZM41 162V161H40ZM93 162H94V159H93ZM120 162V163H119ZM16 164V161H13L12 160V162L11 163H9V166H11V167H13L14 165ZM31 164H29L28 165V167H27V171L29 170V169H32L31 168ZM58 166H60V167H58ZM61 166H63V167H61ZM55 167V168H54ZM83 167V171L82 172H80V168H82ZM122 167V168H121ZM132 167V168H131ZM56 168H58V170H56ZM59 168L61 169V168H63L64 170H66V174L68 173V175L70 176H68V175H64V172L62 171V170H59ZM91 168L93 169V167H92V165H91ZM118 168H120V170L118 169ZM106 168H103V170H105ZM126 169H128V170H126ZM33 170V169H32ZM73 170V171H72ZM84 170H86V171H84ZM94 170V169H93ZM136 170V171H135ZM60 172V174L63 172V176H67V177H69V178H67V179H65V177H62V174H61V176L59 175V172ZM128 171V172H127ZM58 173V174H56V173ZM71 172V173H70ZM94 172H95V170H94ZM75 174V175H73V174ZM99 173V174H98ZM11 175H9V176H7V179H8V182L10 183V182H12V181H14V180H18L19 179V177L15 174V173H10ZM100 174H101V176H103V178H99V176H100ZM107 174V175H108ZM125 174V175H124ZM121 175V177H119ZM56 176H58V177H60V179L57 177L56 178ZM4 176H3V173H1L0 174V182L2 181V178H3ZM138 177V176H137ZM62 178H64V179H62ZM162 179H164L163 177H161ZM102 179V180H101ZM57 180V181H56ZM69 180V181H68ZM115 180V181H114ZM19 181V180H18ZM58 181H59V183H58ZM102 181H104V182H102ZM65 182V183H64ZM72 182H73V184H72ZM15 182H13V183H11V184H3V187L4 186H7V185H12V184H14ZM78 183V184H77ZM63 184H64V189H63ZM66 184V185H65ZM77 184V185H76ZM87 187V186H86ZM80 188V187H79ZM138 188V190H139V193L138 192H136V194H142L141 193V190L139 189V187H137ZM64 190H66V191H64ZM78 193H81V194H83V199H81V200H78V201H76V202H74L73 203V210H74V213H75V217H76V220L78 221L77 223H78V225H81L82 227H83V229L84 230H82V234L85 236H83L84 238H86V240H92V241H98L99 243H105L106 245L108 244V245H110L111 244V246L114 244V245H117V246H119V244H120V246H125V247H129V249H131L132 251H135V250H138L139 249V254L140 255H143V254H145V253H148V255L149 256H152V257H155V258H181V259H183V258H186V257H190V258H194V259H196V257H193V255H191L190 253H191V250L190 249H185V250H178L179 252H177L176 251V249H174L173 251H166V250H160V249H156V248H154V247H152L150 244H147L146 242H145V240H143L142 239V232H141V230H140V224H139V222L138 221H136L135 222V228L133 229V231H131V233L129 232L127 235H126V233L127 232H123V238L124 239H117L116 241H107V242H104V241H101V240H98V239H96V236H95V238H91L90 237V234L89 233H92V232H94V231H97V228L95 227V225H92L91 223H87V222H83L82 221V216H81V214H82V211L83 210H85V212H88L87 210H92L93 208H94V206H95V208H96V210L97 211H100L99 213H100V216L101 217H103L104 216V214H105V211H106V208L108 207V205H107V203L109 204V201H108V198L105 196V195H101L103 198H104V200H106L107 199V203H106V205H103V202L101 201V197L100 196H98V199L96 200V204L94 205V203L92 202V200H91V198H88V197H86L85 195H84V193L83 192H79L78 191ZM2 194H4V192H2ZM6 195V194H5ZM185 195L186 196H184L183 198H182V200L183 201H188V198H190V194L189 193H185ZM105 196V197H104ZM88 201V202H86V201ZM98 200H100V201H98ZM89 203L88 204V206L86 205V203ZM100 202H101V204H100ZM82 203H84L83 205H82ZM82 206H80V205ZM192 202H190V203H183V204H181V205H170L169 206V210H170V212L171 213H169L168 214V218H167V222H166V230H168L167 231V233L168 234H171V236L173 235L174 236V234H173V232H174V228H184V229H186V230H188V231H190V230H192V225H193V217H192V214H193V212H192V209H188V207H190V206H192ZM76 205H77V207H76ZM78 205H79V207H78ZM100 205V206H99ZM103 205V207H101ZM87 206V207H86ZM99 206V207H98ZM205 207V205H202V207ZM77 208H78V210H77ZM99 208H100V210H99ZM17 210H25L26 212H27V215H25V216H23V218L20 216V214L17 212ZM35 210H36V216H38L37 217V219H36V222L34 223L33 222V220L30 218V217H28V216H32V211L33 212H35ZM76 211L78 212V211H80V213L78 212V213H76ZM205 211V210H204ZM204 211H202V212H204ZM50 212V213H49ZM53 216H52V215ZM77 214V215H76ZM154 214H155V212H154ZM128 215V214H127ZM70 216V215H69ZM53 217V218H52ZM55 217V218H54ZM23 220V222H21L22 220ZM29 221V222H28ZM128 222V218L126 217V214H119L116 218H115V220H114V223L115 224H125V223H127ZM202 221L200 220V223H201ZM89 224V225H88ZM86 226V227H85ZM89 226V227H88ZM159 226V224H155L154 225V227H158ZM229 230L231 229L230 227L228 228ZM254 229H256L255 227L254 228H252V230H254ZM185 230V232H187ZM252 230H249V229H247V231H245V232H243V234H242V239L245 241L246 240V238H247V236H248V233H251L252 232ZM87 231H89L88 233H87ZM96 233V232H95ZM177 234H179L178 233V231H176V235ZM96 235V234H95ZM135 235V236H134ZM175 235V236H176ZM75 237H77L76 238V240H79V233H77V234H75L74 235ZM89 238V239H88ZM130 240H129V239ZM172 238V237H171ZM170 240V239H169ZM168 240V241H169ZM193 243H192V246H193V248H194V245H195V241L196 240H191ZM136 242V243H135ZM107 245V246H108ZM140 246H141V248H143V249H141L140 248ZM151 248V249H150ZM9 250H11V252L12 251H14L15 249H10V247L9 246H7V245H1L0 246V251H2L3 252V255L5 256H7L8 254H7V252H9ZM36 250H37V248H35L34 249V251L32 252V254H33V256L34 257H37V258H39L40 259V261H39V263H41V264H45V263H48V262H50L51 260H52V258H53V256H52V253L51 252H49V254L51 255L50 257H47L46 258V253H44L43 251H40L39 249V253H36ZM37 250V251H38ZM66 250H68V249H66ZM141 250V251H140ZM145 251H148V252H145ZM150 251V252H149ZM158 252V253H157ZM167 254V255H166ZM175 256V257H174ZM56 260H57V258H56Z\"/></svg>",
    "mask_w": 264,
    "mask_h": 264
},
{
    "label": "built area",
    "instance_id": "obj_4",
    "mask_svg": "<svg viewBox=\"0 0 264 264\" xmlns=\"http://www.w3.org/2000/svg\"><path fill=\"white\" fill-rule=\"evenodd\" d=\"M11 1V0H10ZM45 1V0H42ZM8 6V4H7ZM12 5V9H14ZM71 3L67 0H57L54 1V7L49 12H43L37 15H34L32 18H29L30 22H33L35 28L43 30L44 26L50 25L55 26L57 31L53 35H48L46 41L50 44L56 43L55 53L60 55L65 48L73 49L76 57L77 63L74 68L76 73L72 78H67L66 73L59 67L58 69H52V76L55 78V81L52 82L48 76L50 73L49 68L51 65L48 64L45 68H41L35 58V49L30 43H28V36L35 35V32H29V29L26 28L22 33L18 29L7 30L5 27L0 26V66L5 67L7 70L11 71L16 77L17 83L24 82H39L42 84L43 88L49 93V86L53 87L57 93L62 94L66 88H72L75 90L76 96L74 98H65L64 101L67 103V108L72 110V115L78 112H85L86 110H93L89 102H84L83 98L91 99L95 96L93 82L86 62V56H80L78 52L75 51L73 43L70 41V33L72 29L73 20L76 18L75 13L71 14ZM10 10V8H9ZM201 40H208L210 38H215L217 41L222 40V33H215L211 30L209 26H206L200 33ZM156 58L160 60V57L157 55ZM256 68V67H255ZM241 74L238 78L234 79H225L224 80V91L229 95L230 102L240 103L245 102L251 95L257 93H264V72L257 68L255 69L254 74H248L246 71L241 70ZM19 81V82H18ZM244 95V100L242 101L239 98V95ZM133 108L131 102H127L123 106L124 111H131ZM53 109H56L61 114L59 105L57 103L50 104L48 107V119L52 120L56 117L53 114ZM1 110V109H0ZM74 121L72 122V124ZM256 128L254 133L257 135L256 144L245 154L236 153L231 154L227 150H221L219 153L224 157V167L227 169L228 178L225 184H236L238 181H246L249 176L246 172H239L237 170V164L245 161L251 160L255 167L259 165L264 166V111L259 117H256ZM261 133L263 135L261 136ZM193 153L192 147H184L181 151V155H189ZM176 153L169 150H161L159 152V160L156 165V171L160 174L168 170L169 166L172 163V160L175 158ZM219 175V168L215 165H209L200 167L195 171V176L199 180H204L207 178L215 177ZM224 178V176H223ZM222 185H217V189H221ZM93 196L98 199V196L105 195V187L99 189L92 187ZM209 197L213 196V192L208 193ZM4 198L0 196V200ZM32 208H35L32 205ZM17 212L23 218V214L18 210ZM1 215V212H0ZM30 217L33 222H36V212L32 211V216ZM250 223H248L249 225ZM2 226V225H1ZM128 226V224H127ZM8 227V226H6ZM12 228V227H10ZM14 229H23L28 232L24 227L14 228ZM129 231L133 230L132 226H128ZM252 230V228H249ZM35 232V231H34ZM47 234L49 231L46 229L44 233ZM260 235H255L252 232L249 234L247 242L245 244L246 252L242 253V263L241 264H264V242L259 240ZM118 239H124L119 237ZM150 244V242H147ZM1 245H7L0 243ZM36 248V247H35ZM35 248H28L22 245L12 244L10 249H15L14 251L7 252L8 255L15 259V264H41L39 263L40 259L34 257L32 252ZM38 250V248H37ZM36 253H39V250ZM228 251V246L224 241L223 237L219 235H211L207 238L198 239L194 245V252L199 261H209L212 264H223L221 259L226 256ZM5 262V257L3 252L0 251V264Z\"/></svg>",
    "mask_w": 264,
    "mask_h": 264
}]
</instances>
